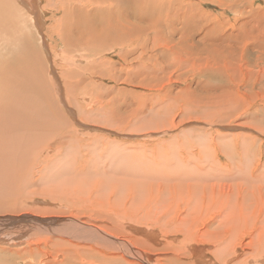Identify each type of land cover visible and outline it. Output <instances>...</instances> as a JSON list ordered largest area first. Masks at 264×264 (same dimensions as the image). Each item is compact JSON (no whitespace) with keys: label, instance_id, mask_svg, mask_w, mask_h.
<instances>
[{"label":"rangeland","instance_id":"374dc122","mask_svg":"<svg viewBox=\"0 0 264 264\" xmlns=\"http://www.w3.org/2000/svg\"><path fill=\"white\" fill-rule=\"evenodd\" d=\"M162 1L154 18L166 15L164 25H175L186 40L157 32L130 36L125 45L116 38L101 52L98 43L89 51V43L66 48L58 0H41V16L25 8L28 0L16 2L14 18L10 0H0V78L32 49L62 114L44 125V102L38 94L27 98L42 116L34 114V148L16 168L24 176L16 188L3 185L12 195L3 204L14 206L0 211V247L7 250L0 253L8 264H61L69 247L71 264H264V57L249 43L245 55L236 52L244 45L228 38L250 7L264 9V0H165L167 7ZM120 15L129 18L123 26L133 21ZM100 20L98 30L112 28ZM233 52L239 53L232 59ZM131 226L167 242L147 245Z\"/></svg>","mask_w":264,"mask_h":264},{"label":"bare ground","instance_id":"6f19581e","mask_svg":"<svg viewBox=\"0 0 264 264\" xmlns=\"http://www.w3.org/2000/svg\"><path fill=\"white\" fill-rule=\"evenodd\" d=\"M7 1V0H6ZM25 2L27 0H10V7L12 8V12H13V18L16 16L17 14V10L14 9L13 6L16 5V2H18L19 4L22 5V2ZM81 0H79L80 2ZM83 1V0H82ZM90 4V6H92V9L88 6H86L87 3H82L81 2V6L78 4H70V5H65L62 6L63 2L62 0H58V2H60V7L64 8V16H66L67 21L66 24L63 23V27L61 28L62 31H66L64 34L65 36V40H66V48L68 50H70V48L75 47L77 45H85L88 44V48L85 47V49H92V47H94V43H98L99 45H96L94 48L97 49H101L99 51H105L107 46L112 45L113 43H118L121 42L120 44L125 45L127 42L124 40H129L131 39L130 36L132 37V40L136 39V38H142L144 35H150L151 33L155 34L157 32H160L162 34H164L165 36H175V35H179L180 36V42L183 39H187L186 36H184L183 34H180L178 30V28L175 27H169V26H165L164 25V19L166 17H162V21L158 22L156 21L157 17L154 18V13L156 11L157 8V3L159 4V0L157 2L154 1H143L145 3L142 2V0H140L141 2L135 1V0H87ZM112 1H114V3H118L115 4V6L113 7H108V9L103 6V4H105V2L111 3ZM37 2V3H36ZM41 2V0H28V2H26L25 4V8L30 12L31 15H38L41 16V14H43L42 10L41 12L39 11V5L38 3ZM69 3V1H67ZM72 2V0H71ZM78 2V3H79ZM119 3L124 4L123 6ZM235 3V2H233ZM107 4V3H106ZM162 7L166 6L167 3H165V0L162 1ZM222 4V3H221ZM228 4V3H226ZM253 4V3H252ZM108 5V4H107ZM233 5V4H232ZM231 5V6H232ZM251 5V3H250ZM109 6V5H108ZM261 6V5H260ZM24 7V6H23ZM59 7V9H60ZM159 7V6H158ZM167 7V6H166ZM195 7V6H194ZM235 7V6H233ZM249 7V6H246ZM245 7V8H246ZM58 8V7H57ZM228 8V7H227ZM237 8V7H236ZM239 8V7H238ZM242 8V7H241ZM261 8V7H260ZM165 9V8H164ZM167 9V8H166ZM16 10V11H15ZM234 10V9H233ZM135 11V13H134ZM137 11V12H136ZM145 11L146 17L143 19H137L135 18L138 15H141V13ZM189 11V10H188ZM236 11V10H235ZM241 12V11H239ZM238 12V13H239ZM121 13H125V14H130V17H132V15H134L133 17V21L130 22L129 25H127L128 23V19H121L122 16L120 15ZM169 13V12H168ZM242 13V12H241ZM115 14L120 15L117 17H114ZM178 14V13H177ZM176 14V15H177ZM244 14V13H243ZM242 14V15H243ZM10 15V14H9ZM197 15V14H196ZM202 15V14H201ZM245 15V14H244ZM103 17L105 18V22L102 20H100V22L105 23L107 26L110 25L112 28L109 27H101L98 30V18L99 17ZM129 16V15H128ZM168 16V15H167ZM2 17V15H1ZM37 17V16H36ZM124 17V16H123ZM189 17V15H188ZM188 17L186 20H188ZM194 17V16H193ZM65 17H63L64 19ZM177 19H179V16H176ZM190 18V17H189ZM196 18V17H194ZM5 19V17H4ZM9 19V18H8ZM38 19V18H37ZM64 19V20H66ZM101 19V18H100ZM0 20H3L2 18H0ZM7 20V19H5ZM148 20V22H146ZM166 20V19H165ZM176 20V19H175ZM174 20V22H175ZM196 20V19H195ZM4 21V20H3ZM10 21V19H9ZM173 21V20H172ZM2 22V21H1ZM5 22V21H4ZM64 22V21H63ZM197 22V21H196ZM202 22V21H201ZM101 23V24H102ZM127 23L125 26H123V24ZM167 23V22H166ZM173 23V22H172ZM195 23V22H194ZM2 24V23H0ZM12 25V24H11ZM9 25V26H11ZM39 25V24H38ZM91 25L94 29H87V27ZM168 25V24H167ZM198 25V24H197ZM1 26V25H0ZM7 26V25H6ZM5 26V27H6ZM219 26V25H218ZM3 27V26H2ZM41 27V26H40ZM4 28V27H3ZM209 28V27H208ZM211 28V27H210ZM74 29V34L71 32V30ZM183 30V29H182ZM208 30V29H206ZM181 31V30H180ZM195 31V30H194ZM186 32V31H185ZM1 33V32H0ZM75 33H77L78 35L75 36V39L70 37V36H74ZM182 33V32H181ZM210 34V33H209ZM69 35V36H67ZM208 35V34H206ZM202 36V35H201ZM164 37V36H163ZM177 37V36H175ZM190 37V36H189ZM116 38L117 41L116 42ZM166 38V37H165ZM164 38V39H165ZM171 38V41H172ZM208 38V37H207ZM220 38V37H219ZM218 38V40H219ZM229 41H231L232 39H236V44L238 45H244L241 50H236L240 51L241 53L243 52L244 55L246 53V44L249 43V46H252V50L256 51L258 53H260L258 55V57L263 58L264 57V9L262 11L257 12L256 9L252 10V7L249 8V10L247 11V14L245 15V20L242 23L241 28L237 31V33L232 32L231 34H229L228 36ZM227 38V39H228ZM74 39V40H73ZM157 39V38H156ZM168 39V38H166ZM170 39V38H169ZM175 39V38H174ZM178 39V38H177ZM231 39V40H230ZM184 40V41H185ZM217 40V41H218ZM74 41V42H72ZM86 41V42H84ZM139 41V40H138ZM170 41V42H171ZM211 41V40H210ZM221 41V40H219ZM233 41V40H232ZM231 43H235L234 41ZM164 41H161V43ZM166 42V40H165ZM169 42V43H170ZM187 42V41H186ZM215 42V41H214ZM160 43V42H159ZM185 43V42H184ZM183 43V44H184ZM218 43V42H217ZM221 44L223 42H220ZM225 43V42H224ZM223 43V44H224ZM228 43V42H227ZM231 43H228L227 45H231ZM253 43V45H252ZM29 44V43H28ZM168 44V43H167ZM235 44V45H236ZM176 45V44H175ZM191 45V43H190ZM189 45V46H190ZM225 45V44H224ZM234 45V44H233ZM160 46V45H159ZM162 46V45H161ZM165 47V45H163ZM178 46V45H177ZM187 46V47H189ZM192 46V45H191ZM184 47V46H183ZM196 47V46H194ZM203 47V46H202ZM230 47V46H229ZM238 47V46H237ZM113 48V47H109ZM155 48V47H154ZM193 48V46H192ZM191 48V49H192ZM204 48V47H203ZM236 48V46H235ZM73 49V48H72ZM75 49V48H74ZM93 49V50H95ZM182 49V48H181ZM194 49V48H193ZM239 49V47L237 48ZM248 49V48H247ZM52 50V49H51ZM203 50V49H202ZM81 51V50H80ZM89 51V50H88ZM185 51V49L183 50ZM187 51V50H186ZM251 51V50H250ZM25 52L27 55H25L23 57L24 59H20L17 57L16 60V65L17 68L8 73L6 72V77L4 78H0V89L2 90V94L0 93V100H2L4 102V106L0 107V211H2V209L4 210L5 208H13L14 206H10V203H7V206L5 207V203L3 204L5 198H11L12 195H9L8 197L6 196V193L4 192V186H13L14 188H16V183L18 180L21 179V177H23L24 175H22L21 173V169L17 170L16 168H22L23 166L26 165L27 162H25V157H28V155L31 153L32 149L34 148V144L32 143V141L34 140H30V134L31 132H34V127L36 126V120H35V116L34 114H37L38 117L42 116V112L41 109L39 107V104L37 103L36 107H35V111L33 112V99H27V98H31L33 96H35V94L39 95L40 101L42 100L44 102V106H42L43 108V113H47L45 114V124H51L52 126L54 125L53 123V117L57 116L60 117V110L59 108H57L56 106V102H54L51 98V96L49 95V92L53 91V88H48L47 89V85L49 86L50 83L47 79V76L44 75V70L42 69V66L37 64L35 61V53H33L34 51L32 49H25ZM131 52V50H130ZM133 52V51H132ZM192 52V51H191ZM190 53V52H189ZM239 53V52H238ZM237 53V54H238ZM255 53V52H254ZM139 54V53H138ZM188 54V52L186 53ZM192 54H196V53H192ZM235 54V56H237V54L235 52H233L232 55V59H233V55ZM96 55V54H95ZM190 55V54H188ZM228 55V56H231ZM243 55V54H242ZM257 55V54H256ZM49 56V55H48ZM47 56V57H48ZM132 56V55H131ZM192 56V55H190ZM189 56V58H190ZM196 57L197 55H193ZM43 57V56H42ZM185 57V56H184ZM188 57V56H187ZM241 57V56H240ZM183 58V57H182ZM188 58V59H189ZM244 58V56H243ZM70 59V58H69ZM184 59V58H183ZM186 59V58H185ZM187 59V60H188ZM236 59V58H234ZM264 59V58H263ZM62 60V59H61ZM138 60V57H137ZM180 60V59H179ZM190 60V59H189ZM188 60V61H189ZM194 61V59H192ZM44 61V60H43ZM175 61H178L177 59ZM185 61V60H184ZM183 60L180 62H184ZM235 61V60H234ZM76 62V61H75ZM179 62V61H178ZM191 62V61H190ZM231 62V61H230ZM44 63V62H43ZM74 63V62H73ZM201 63V62H200ZM228 63V62H227ZM76 64V63H75ZM206 64V63H205ZM229 64V63H228ZM219 65V64H218ZM186 66V65H185ZM246 66V65H245ZM5 67V66H4ZM11 67V66H10ZM223 67V66H222ZM221 67V68H222ZM3 68V67H2ZM6 68V67H5ZM7 69V68H6ZM52 69V68H51ZM200 69V68H199ZM9 70V69H8ZM85 70V69H84ZM2 71H4L2 69ZM11 71V69H10ZM225 71V70H224ZM3 73V72H2ZM8 73V74H7ZM5 74V73H4ZM3 75V74H2ZM51 75V73H50ZM56 75V74H55ZM132 78V76H131ZM184 78V77H183ZM209 78V77H208ZM180 80V79H179ZM208 81V80H207ZM53 82V81H52ZM33 84V88L29 87L30 84ZM2 85V87H1ZM51 87V85H50ZM214 89V88H213ZM221 89V88H220ZM225 89V88H224ZM49 90V91H47ZM28 91H32L30 94ZM194 92V91H193ZM192 92V93H193ZM54 93V92H52ZM179 93V92H178ZM195 93V92H194ZM233 93V92H232ZM189 94V93H188ZM37 95V96H38ZM190 95V94H189ZM195 96V95H194ZM54 97V96H53ZM34 98V97H33ZM37 98V97H36ZM36 98H34L36 100ZM38 98V99H39ZM193 98V97H192ZM35 103V102H34ZM45 103L47 105V107L45 106ZM234 108V107H233ZM10 121L12 124L9 126L7 121ZM255 122V121H254ZM57 125L59 124L56 123ZM42 125V127L44 126ZM62 125V124H61ZM60 125V126H61ZM9 126V127H8ZM258 126V125H257ZM10 128V129H8ZM48 130V129H47ZM36 132V131H35ZM18 133L22 134V139L19 137ZM62 133V132H61ZM34 135V134H33ZM21 136V135H20ZM35 138V136H34ZM202 139V138H201ZM36 141V140H35ZM200 142V141H199ZM65 143V142H64ZM63 144V143H62ZM204 149V148H203ZM35 150V149H34ZM239 151V150H238ZM244 154V153H243ZM32 156V155H31ZM45 157V156H44ZM27 160V159H26ZM37 170V169H36ZM201 179V178H200ZM23 181V180H22ZM48 183V182H47ZM204 183H202L203 185ZM257 184V183H256ZM193 188V186H192ZM197 188V187H196ZM196 188H194V190H196ZM3 189V190H2ZM204 189V188H203ZM2 190V191H1ZM11 190V189H10ZM9 191V190H8ZM18 191V190H17ZM136 191V190H135ZM197 191V190H196ZM204 191V190H203ZM12 192V191H11ZM211 192V191H210ZM189 193V192H188ZM187 193V194H188ZM195 193V192H193ZM201 193V192H200ZM22 194V193H21ZM190 194V193H189ZM202 194V193H201ZM264 194V193H263ZM14 196V195H13ZM22 196V195H21ZM140 196V195H138ZM204 196V194H203ZM16 197V196H15ZM189 197V196H188ZM196 197V195H195ZM18 198V196L16 197ZM187 198V197H186ZM202 198V197H201ZM2 199H4L2 201ZM131 199V198H130ZM190 199V198H189ZM191 199H196V198H191ZM13 200V199H11ZM21 200V199H20ZM18 200V202L20 201ZM25 200V199H24ZM133 200V199H132ZM138 200V199H135ZM187 200V199H186ZM212 200V199H211ZM221 200V199H219ZM6 201V200H5ZM16 201V200H14ZM13 201V202H14ZM191 201V200H190ZM216 201V200H215ZM222 201V200H221ZM257 200H255V202H252L251 204H256V206L259 204V201L256 202ZM8 202V201H6ZM17 202V203H18ZM140 202V201H139ZM146 202V201H145ZM219 203V201H217ZM128 203V202H127ZM143 203V202H141ZM147 203V202H146ZM13 204V203H11ZM132 204V203H131ZM148 204V203H147ZM215 204V203H214ZM30 205V204H29ZM117 205V204H116ZM140 205V204H138ZM130 206V205H129ZM142 206V205H140ZM147 206V205H146ZM214 206V205H212ZM246 206V205H244ZM148 207V206H147ZM158 208V207H157ZM207 208V207H206ZM221 208V207H220ZM262 208V207H261ZM122 209V208H121ZM264 209V208H263ZM6 210V209H5ZM4 210V211H5ZM28 210V209H27ZM130 210V209H129ZM142 210V209H141ZM140 210V211H141ZM203 210V209H202ZM7 211V210H6ZM5 211V212H6ZM9 211V210H8ZM32 211V210H31ZM120 211V210H119ZM124 211V210H123ZM122 211V213H123ZM128 211V210H127ZM264 211V210H263ZM3 212V213H5ZM103 212V211H102ZM101 212V213H102ZM116 212V211H114ZM126 212V211H125ZM143 212V211H142ZM8 213V212H7ZM6 213V214H7ZM13 213V212H12ZM129 213V212H128ZM141 213V212H140ZM139 213V214H140ZM236 213V212H235ZM1 214V213H0ZM103 214V213H102ZM105 214V213H104ZM132 214V213H131ZM130 214V215H131ZM135 214V213H133ZM132 216H135L133 215ZM143 214V213H142ZM120 215V214H119ZM126 215V214H125ZM151 215V214H150ZM161 215V214H160ZM201 215V214H200ZM235 215V214H234ZM45 216V215H44ZM103 216V215H102ZM116 216V215H115ZM114 216V218H115ZM131 216V217H132ZM43 217V216H42ZM104 217V216H103ZM111 217V216H110ZM126 217V216H125ZM144 217V216H141ZM252 217V216H251ZM22 218V217H21ZM26 218V217H25ZM108 218V217H107ZM118 218V217H116ZM138 218V216H137ZM253 218V217H252ZM136 219V218H134ZM103 220V219H102ZM125 220V219H124ZM129 220V219H128ZM127 220V221H128ZM152 220V219H151ZM117 221V220H116ZM120 221V220H119ZM136 221V220H135ZM142 221V220H141ZM144 221V220H143ZM264 221V220H263ZM34 222V221H33ZM105 222V221H104ZM126 222V221H125ZM102 222H100L99 224H101ZM136 223V222H135ZM140 223V222H139ZM146 223V222H145ZM148 223V222H147ZM109 224V223H108ZM115 224V222H114ZM120 224V223H119ZM142 224V223H141ZM144 224V223H143ZM107 225V224H106ZM105 225V226H106ZM124 225V224H123ZM150 225V224H149ZM109 226V225H108ZM120 226V225H119ZM140 226V225H139ZM146 226V225H145ZM140 228V227H139ZM110 229V228H109ZM131 229L133 230L132 232H135L137 235H141L145 238H147V245H152L154 247H164V241H166L165 236L160 237L159 235L156 234V232L153 231H147V230H135L132 226ZM26 231V230H25ZM104 231V230H103ZM132 232L130 234H132ZM112 233V232H111ZM114 234V232H113ZM31 237V236H30ZM115 237V236H114ZM119 237V236H117ZM160 238V239H159ZM116 239V237H115ZM61 240V239H60ZM117 240V239H116ZM146 240V239H145ZM150 240V241H149ZM64 240H62L63 242ZM58 242V241H57ZM61 242V241H60ZM167 242V241H166ZM226 242V241H225ZM56 243V242H55ZM103 243V242H102ZM170 243V242H169ZM229 243V242H228ZM231 243V242H230ZM229 243V244H230ZM62 244V243H61ZM60 244V245H61ZM65 244V243H64ZM229 244L228 247H229ZM233 244V243H232ZM16 245V244H15ZM21 245V244H20ZM59 245V243H58ZM118 245V244H117ZM122 245V244H121ZM63 246V245H62ZM68 246V245H67ZM226 246V245H225ZM69 247V246H68ZM119 247V246H118ZM131 247V246H130ZM233 247V246H232ZM102 248V247H101ZM120 248V247H119ZM113 249V248H112ZM121 249V248H120ZM119 249V250H120ZM165 249V248H164ZM70 247L68 249V252L65 254L66 257L64 258L63 262H61V264H71L73 261L71 260V258L74 255L68 254ZM109 250V249H108ZM131 250V248H130ZM138 250V249H137ZM237 249H235L236 252ZM1 251H6V249H2L0 247V252ZM11 252H13L12 250H10ZM122 251V250H121ZM197 251V248L195 246L193 252L195 253ZM263 251V250H262ZM76 252V251H75ZM86 252L84 250L81 251V253ZM108 252V251H107ZM192 252V251H191ZM218 252H220L218 250ZM222 252V251H221ZM241 252V251H240ZM251 252V251H250ZM16 253V252H14ZM12 253V255L14 254ZM87 253V252H86ZM214 253V252H213ZM212 253V254H213ZM2 258H0V264H8L7 263V258L0 253ZM113 254V253H112ZM135 254V253H134ZM211 254V255H212ZM237 254V253H236ZM123 255V254H122ZM136 255V254H135ZM226 255V254H225ZM258 258L262 259V257H260L261 255H263V253H258ZM133 256V255H132ZM138 256V255H137ZM214 256V254H213ZM222 255L220 254L221 260ZM19 257V256H18ZM82 257V256H81ZM90 257V256H89ZM109 257V256H108ZM111 257V256H110ZM80 258V256L78 257ZM77 258V259H78ZM180 259H184L183 257H179ZM186 258V257H185ZM214 258V257H213ZM20 259V257H19ZM76 259V260H77ZM210 259V256H209ZM256 259V258H255ZM257 262H261V260L256 259ZM255 260V261H256ZM15 261V259L13 260V262ZM72 261V262H71ZM82 261V260H81ZM117 260H114V262H116ZM143 261V260H142ZM146 261V260H145ZM244 261V260H243ZM80 262V261H79ZM91 262V261H90ZM12 263V262H11ZM78 263V262H77ZM100 263V262H99ZM256 263V264H258ZM263 263V262H262ZM85 264V263H84ZM93 264V263H92ZM200 264H211L209 262H207V260H203L200 262ZM226 264V263H225ZM241 264V263H239ZM254 264V263H253ZM261 264V263H260Z\"/></svg>","mask_w":264,"mask_h":264}]
</instances>
